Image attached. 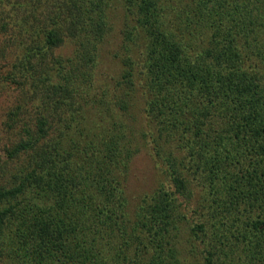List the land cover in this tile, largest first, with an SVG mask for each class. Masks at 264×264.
I'll list each match as a JSON object with an SVG mask.
<instances>
[{
	"label": "trees",
	"instance_id": "1",
	"mask_svg": "<svg viewBox=\"0 0 264 264\" xmlns=\"http://www.w3.org/2000/svg\"><path fill=\"white\" fill-rule=\"evenodd\" d=\"M112 2L54 0L19 62L31 115L19 105L6 122L19 138L4 162L18 165L0 186V253L12 264H184V198L198 186L211 197L210 226L190 228L209 246L205 264H264V0H122L134 21L120 80L129 98L114 104L128 118L96 128L80 121L76 94ZM67 39L75 53L55 55ZM136 91L143 127L129 112ZM140 141L168 185L131 212L124 182Z\"/></svg>",
	"mask_w": 264,
	"mask_h": 264
},
{
	"label": "rangeland",
	"instance_id": "2",
	"mask_svg": "<svg viewBox=\"0 0 264 264\" xmlns=\"http://www.w3.org/2000/svg\"><path fill=\"white\" fill-rule=\"evenodd\" d=\"M53 2L54 0L0 1V186L11 181L9 174H13L18 165L17 162L14 165V162L8 160L4 162L5 150L19 138L17 130H9L7 127L9 114L21 105L18 111L19 117L26 120L31 115L30 110L23 106L24 101L21 99L22 79L18 65L27 52V46H30L33 41L36 44L41 42L45 17L50 10L54 9ZM111 6L113 7L107 14L108 29L100 44L98 61L90 75L82 81L83 92L76 94L78 100L82 102L85 100L87 103L83 113L84 120L80 119V121L87 122L96 128L108 125L115 118L122 120L128 118L127 112L123 109L119 111L114 102L129 98L128 95L125 96L128 90L127 84L123 81L121 83L120 80L124 72V29L132 26L134 21L125 17L122 0H114ZM76 48L75 42L67 39L54 50V54L64 57L72 56ZM38 57L39 55L32 56L35 61H39ZM89 98L97 100L99 98L100 105L89 103ZM142 106L143 99L139 91H136L129 112L137 116V125L143 127L145 121L142 117ZM162 183L168 185V179L155 159L152 145L140 141L139 151L131 160L124 182L129 211H134L141 199L146 195L150 196ZM190 190L191 193L184 198L187 218L181 228V258L184 264H205L204 258L209 246L204 243L202 235L200 237L202 236L203 239L195 237L190 228L196 224L210 226L211 197L206 194L204 188L195 186ZM213 259L215 264L220 262L218 255L213 256ZM0 264L12 263L5 254L0 253Z\"/></svg>",
	"mask_w": 264,
	"mask_h": 264
}]
</instances>
